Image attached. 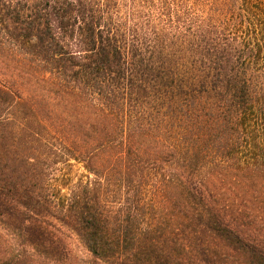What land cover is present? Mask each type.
I'll return each mask as SVG.
<instances>
[{"label": "trees", "instance_id": "trees-1", "mask_svg": "<svg viewBox=\"0 0 264 264\" xmlns=\"http://www.w3.org/2000/svg\"><path fill=\"white\" fill-rule=\"evenodd\" d=\"M0 1V53L45 85L0 86V227L56 259L57 232L104 264H264V0Z\"/></svg>", "mask_w": 264, "mask_h": 264}, {"label": "rangeland", "instance_id": "rangeland-1", "mask_svg": "<svg viewBox=\"0 0 264 264\" xmlns=\"http://www.w3.org/2000/svg\"><path fill=\"white\" fill-rule=\"evenodd\" d=\"M13 2L21 5L23 0H13ZM0 86H8L29 96L43 93L45 85L39 74L0 53ZM58 234L56 232L55 236H61L64 240L62 259H56V256L51 258L44 256L41 251L35 250L18 239L15 234L0 227V264H104L87 253L73 237Z\"/></svg>", "mask_w": 264, "mask_h": 264}]
</instances>
